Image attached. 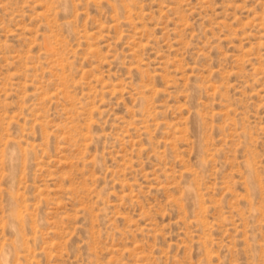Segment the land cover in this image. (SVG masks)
Returning a JSON list of instances; mask_svg holds the SVG:
<instances>
[{
    "label": "rangeland",
    "instance_id": "374dc122",
    "mask_svg": "<svg viewBox=\"0 0 264 264\" xmlns=\"http://www.w3.org/2000/svg\"><path fill=\"white\" fill-rule=\"evenodd\" d=\"M0 264H264V0H0Z\"/></svg>",
    "mask_w": 264,
    "mask_h": 264
}]
</instances>
